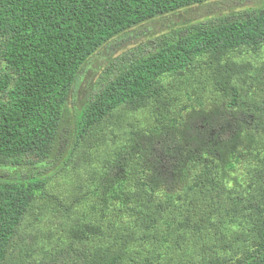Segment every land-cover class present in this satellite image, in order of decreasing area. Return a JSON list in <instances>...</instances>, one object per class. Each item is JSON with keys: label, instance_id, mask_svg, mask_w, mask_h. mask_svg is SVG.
<instances>
[{"label": "trees", "instance_id": "obj_1", "mask_svg": "<svg viewBox=\"0 0 264 264\" xmlns=\"http://www.w3.org/2000/svg\"><path fill=\"white\" fill-rule=\"evenodd\" d=\"M218 0H0V264H264V8L119 36Z\"/></svg>", "mask_w": 264, "mask_h": 264}, {"label": "rangeland", "instance_id": "obj_2", "mask_svg": "<svg viewBox=\"0 0 264 264\" xmlns=\"http://www.w3.org/2000/svg\"><path fill=\"white\" fill-rule=\"evenodd\" d=\"M239 10L244 7L264 8V0H218L207 7H191L177 13L162 16L156 20L147 22L135 28L124 36H119L111 42L99 49L84 64L82 74L78 77L77 84L73 87L70 95V101L75 100L74 106L80 107L84 100V95L89 91L92 84L96 81L102 69L110 63V61L122 55L124 52L136 48L139 43H144L152 37L168 32L173 28H177L182 23L189 24L199 20L222 14H229L232 8Z\"/></svg>", "mask_w": 264, "mask_h": 264}]
</instances>
